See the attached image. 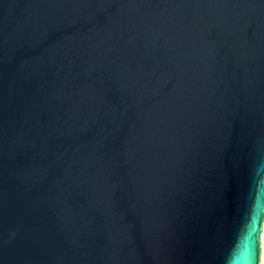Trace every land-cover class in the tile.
<instances>
[{"label":"water","instance_id":"1","mask_svg":"<svg viewBox=\"0 0 264 264\" xmlns=\"http://www.w3.org/2000/svg\"><path fill=\"white\" fill-rule=\"evenodd\" d=\"M264 0H0V264H259Z\"/></svg>","mask_w":264,"mask_h":264},{"label":"clouds","instance_id":"2","mask_svg":"<svg viewBox=\"0 0 264 264\" xmlns=\"http://www.w3.org/2000/svg\"><path fill=\"white\" fill-rule=\"evenodd\" d=\"M227 264H242L241 258L237 255H230Z\"/></svg>","mask_w":264,"mask_h":264},{"label":"bare ground","instance_id":"3","mask_svg":"<svg viewBox=\"0 0 264 264\" xmlns=\"http://www.w3.org/2000/svg\"><path fill=\"white\" fill-rule=\"evenodd\" d=\"M263 232H264V216H263V221H262V232H261V235H260V249H261V252H260V258H259V264L261 262V255H262V239L264 240Z\"/></svg>","mask_w":264,"mask_h":264},{"label":"rangeland","instance_id":"4","mask_svg":"<svg viewBox=\"0 0 264 264\" xmlns=\"http://www.w3.org/2000/svg\"><path fill=\"white\" fill-rule=\"evenodd\" d=\"M264 234V232H263ZM263 236V235H262ZM260 264H264V240L262 239V255Z\"/></svg>","mask_w":264,"mask_h":264}]
</instances>
